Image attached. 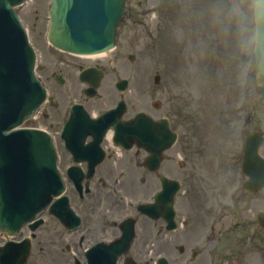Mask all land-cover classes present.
<instances>
[{
    "label": "rangeland",
    "instance_id": "rangeland-1",
    "mask_svg": "<svg viewBox=\"0 0 264 264\" xmlns=\"http://www.w3.org/2000/svg\"><path fill=\"white\" fill-rule=\"evenodd\" d=\"M179 2L186 4L180 8ZM199 2H201V0H188L187 2L186 0H130V14L126 20H124V23L121 26L117 49L111 54V57L115 60L116 64L122 69V71L119 72V76L131 77L133 80V88H137L139 83L141 84L144 82L145 87H152L151 79L153 78L155 71H161L164 74V71L168 69L169 65V63L166 62L164 56L165 47L169 42L166 39L165 33V28L170 20L166 17L167 9L170 8L174 12L180 10L178 14L180 15V12L182 13V19L190 20L192 17H194V19H199ZM155 7L159 10V13H157L158 17L153 19L150 25L149 18L152 16L154 10L153 8ZM48 8L49 0H31L29 4L25 6V8L20 9L23 20L30 27L32 35L35 37L36 42L39 44L38 47L42 51V61L44 60V63L47 65V71L45 73L46 77L50 72L53 73L59 69L56 64L52 63L53 58L46 53L43 44V32L46 28ZM151 8L152 13H150L151 11L149 10ZM217 9L218 7L215 8L214 11ZM221 13L222 11L219 10L218 16ZM232 13H235V15L239 18L237 22L239 30H237V32L238 34L240 33L239 35L230 33L232 41L234 42L232 54H238L240 52V54L243 53L244 55L252 24L248 14H242L239 8H236L235 10L230 8L228 14L231 15ZM175 17L179 18V16ZM157 21L159 22L158 28H156ZM221 23L223 24V22ZM208 24L211 23L208 22ZM148 25L150 28L147 27ZM214 27L220 29V26L217 22L215 23ZM173 30L175 37H181L182 33H186V30L179 22L173 25ZM186 35L189 37L191 34L188 35L186 33ZM217 37L221 48L224 47L225 43L227 46H229L228 40L219 35L217 31H209L207 24H205L204 31L199 34L196 44L200 42V49L203 45H206L208 48L213 50V44L215 43V39ZM242 40L243 45L241 44ZM169 49L170 52L175 55L180 52V48L172 47L171 44L169 45ZM197 52L198 50L195 48V51L192 54H196ZM226 52L228 53V51ZM131 53L136 56L134 62H130L128 59V55ZM56 56L58 58L59 54H56ZM239 56L240 55L238 54V57ZM107 60L108 57H106L104 62H99L104 63V65H106L111 72V68L108 66ZM234 72L235 76L237 77L238 70L235 69ZM109 81H112V79L110 78ZM172 81L176 83L175 89L178 93H183L184 91L190 93L189 98L192 99V101L186 100L185 102V98L183 96V100L182 103L180 101V105L184 107L183 112L187 115L188 129L193 130L198 136V133L191 120L197 118L201 112L203 115L201 121H203L206 116L205 111H203L204 106L199 103V101H197L198 94L204 89V85L198 83L197 81H193L192 84L186 86L185 75H181L180 73H178V76L172 74ZM49 85L51 89H53V94L59 95L61 99H63L66 95H70L73 88L72 85H67L62 88L58 87L51 79H49ZM162 88L163 85L160 87V89ZM254 103L258 106L260 105L257 108L259 110L257 113L262 118L264 116V101H261V98L256 96L254 98ZM218 106L219 111L221 112V122L228 118L232 119L230 117L231 115L227 112L229 105L226 101V98H221L218 101ZM209 115H211L210 112Z\"/></svg>",
    "mask_w": 264,
    "mask_h": 264
},
{
    "label": "bare ground",
    "instance_id": "bare-ground-1",
    "mask_svg": "<svg viewBox=\"0 0 264 264\" xmlns=\"http://www.w3.org/2000/svg\"><path fill=\"white\" fill-rule=\"evenodd\" d=\"M103 55H98V56H94V57H102Z\"/></svg>",
    "mask_w": 264,
    "mask_h": 264
},
{
    "label": "clouds",
    "instance_id": "clouds-1",
    "mask_svg": "<svg viewBox=\"0 0 264 264\" xmlns=\"http://www.w3.org/2000/svg\"><path fill=\"white\" fill-rule=\"evenodd\" d=\"M241 44L243 45V40L241 41Z\"/></svg>",
    "mask_w": 264,
    "mask_h": 264
}]
</instances>
